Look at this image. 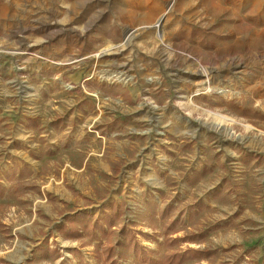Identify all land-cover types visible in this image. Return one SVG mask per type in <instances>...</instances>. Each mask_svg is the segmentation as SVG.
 <instances>
[{
  "label": "rangeland",
  "instance_id": "1",
  "mask_svg": "<svg viewBox=\"0 0 264 264\" xmlns=\"http://www.w3.org/2000/svg\"><path fill=\"white\" fill-rule=\"evenodd\" d=\"M128 1L115 9L121 37L111 42L114 48L102 52L108 47L102 46L78 66L91 85L99 79L104 84L103 91L85 90L89 108L75 114L69 137L52 139L55 129L42 135L45 127L53 128L55 111L41 117L45 122L37 130L40 120L32 123L36 131L20 149H28L39 167L35 180L17 154V141L2 136L0 126V253L19 242L12 227L25 219L16 214L38 212L39 202L62 195L55 191L61 186L80 198L68 216L87 212L102 219L112 209L119 213L115 232L83 245L82 238L65 237L59 227L66 221L59 222L54 239L42 233L36 250L23 255L24 264H146L124 247V226L134 229L156 257L193 248L212 255L188 264H255L258 252L251 249L264 241V215L255 225H241L263 232L256 238L247 232L251 237L240 245L225 236L242 221L223 217L218 207L231 202L237 210L243 195L254 198L256 211L264 212V0ZM112 72L128 78H109ZM94 94L101 98L98 110ZM213 112L235 121L217 129ZM121 139L127 145L117 171L108 174L98 165H86L97 158L112 163L109 145ZM168 203L175 210L165 218ZM195 204L199 212L195 209L189 223ZM178 230L180 242L172 246V233ZM204 231L206 237L197 242L184 237ZM97 243L101 246L95 251ZM110 245L115 255L108 260ZM263 251L259 260L264 264Z\"/></svg>",
  "mask_w": 264,
  "mask_h": 264
},
{
  "label": "crops",
  "instance_id": "2",
  "mask_svg": "<svg viewBox=\"0 0 264 264\" xmlns=\"http://www.w3.org/2000/svg\"><path fill=\"white\" fill-rule=\"evenodd\" d=\"M124 2L129 1L0 0V126H3L1 134L17 141V154L28 163L32 171V180H35L39 167L33 163L35 160L28 153V149L25 151L20 147L26 145L30 141V135L41 127V120L45 122L41 117L54 111L57 117L52 123L55 134L50 135L51 138L55 140L69 137L67 133L71 134L69 130L72 127L71 124L77 122L75 114H81L79 110L84 111L89 108L86 105L85 90L91 88L103 91L104 83L99 79L95 81V85H91V78L84 77L78 66L80 67V62L90 57L100 47L109 46L111 42L121 37L115 24V9L117 3ZM37 54L43 55L44 58H40ZM21 76L33 80L32 83L37 90L28 92L23 101L17 104L15 101V95L18 93L16 85L21 80ZM13 79L17 81L12 82ZM69 83H73V88L67 89ZM118 119L121 120V118ZM35 121L39 122L34 127L36 130L31 127L34 126L32 123ZM76 129L80 133L78 126ZM126 145L127 142L124 139L114 140V143L109 145L113 150L108 149V156L112 158V163L97 158V163L91 161L86 165H98L103 171L112 174L113 171L119 169L116 164L119 163V157L122 158V154L126 153ZM58 148H63L62 143L58 145ZM83 164L84 162L80 164V167ZM79 187L84 186L77 184L76 188ZM63 188L56 186L55 191L62 195L53 201L39 202L38 212L16 214L18 220L20 217L25 220L16 221L11 233H15L17 237L26 235L28 238L21 239L19 236L17 245L12 244L7 250L1 251L2 264H24L23 255L28 250H36L35 245L41 243L38 239L44 232H46L45 235L54 239L57 232L55 225L65 222L68 214L73 212L70 210L71 207L75 208L74 203L78 204L80 200L74 192L67 189L62 190ZM180 197V202L184 203L186 200L183 199L184 194ZM242 198V204L237 210H232L231 202L218 207L221 208L223 217L231 216L237 222L242 221V224L225 236L228 239L233 238L240 245L245 244V238L251 237L247 232L253 233L255 238L259 232V236L260 234L262 236L263 232L259 229L244 230L241 225H255L264 215V212L259 213L254 208L252 200L254 198L239 196V200ZM262 208L264 209V202ZM195 209L199 212L197 204L189 211V223H191ZM178 234H180L179 231ZM33 241H36L35 244ZM260 243L253 249L249 247L251 251L258 252L255 264H263V259L259 260L264 250L262 238ZM46 250L49 251L50 248ZM65 263V261L61 262V264Z\"/></svg>",
  "mask_w": 264,
  "mask_h": 264
},
{
  "label": "trees",
  "instance_id": "3",
  "mask_svg": "<svg viewBox=\"0 0 264 264\" xmlns=\"http://www.w3.org/2000/svg\"><path fill=\"white\" fill-rule=\"evenodd\" d=\"M16 174V171L13 172ZM23 175V174H22ZM4 192V187L0 183V194ZM155 205V204H154ZM156 206V205H155ZM175 210V207L172 203H168L165 209L163 210V217L170 218L172 212ZM156 210L153 209L152 215H155ZM119 213H113L112 209L109 212L103 213L102 219H96L92 214L87 212H79L74 217L68 216L66 222L59 227L61 232L65 237L70 238H82L85 240L83 245L91 244L96 237L109 238L115 232L113 227L117 224ZM177 220H174L172 223H176ZM179 231V230H178ZM175 231L172 234L178 232ZM121 234L124 238V247L126 249H132L138 257H142L143 262L146 264H188L193 263L196 260H200L202 257H210L212 253L205 249H193L189 248L184 252H179L176 249L172 250L170 254L160 255L156 257L154 252L146 249L145 246L141 244L137 236V232L134 229L123 227ZM207 235V232L204 231L200 234L196 233H187L184 237L186 240L191 242H197L203 240ZM180 237L176 236L172 239V246H178L180 242ZM101 244L97 243L95 251H98ZM115 247L110 245L106 249L107 259L111 260L115 255ZM48 251V250H46ZM51 251V250H49ZM52 253L55 254V259L61 256L60 252L56 249L52 250ZM115 261H112V264Z\"/></svg>",
  "mask_w": 264,
  "mask_h": 264
},
{
  "label": "built area",
  "instance_id": "4",
  "mask_svg": "<svg viewBox=\"0 0 264 264\" xmlns=\"http://www.w3.org/2000/svg\"><path fill=\"white\" fill-rule=\"evenodd\" d=\"M1 50V49H0ZM40 58H44L43 55L41 54H37ZM17 80L13 79L12 82H16ZM16 88L18 90V93H16L15 97V101L17 102V104H20L19 102L20 101H23V98L25 97V95L28 93V92H35L37 89L35 87V85L26 77L24 76H21V80L18 82V84L16 85ZM94 96L96 97V100H97V104H96V109H100L102 108L101 107V98L99 97V95L97 94H94ZM101 117V113H98V115L95 117L94 119V123L99 120ZM93 125L90 126V130L91 131H95L98 133V130H95V129H92ZM45 131L43 130V134L42 135H49V133H53V128L49 125L47 127L44 128ZM237 162V161H235ZM237 164H239L237 162Z\"/></svg>",
  "mask_w": 264,
  "mask_h": 264
},
{
  "label": "bare ground",
  "instance_id": "5",
  "mask_svg": "<svg viewBox=\"0 0 264 264\" xmlns=\"http://www.w3.org/2000/svg\"><path fill=\"white\" fill-rule=\"evenodd\" d=\"M155 26H157V25H155ZM128 39H130V37H128ZM128 39H127V41H128ZM127 44H128V42H127ZM112 48H114V45H110V46L106 47L102 52L110 51ZM108 77L109 78H115V79H123V80H126L128 78L127 76H124V74L123 73H120V72H112V73L109 74ZM206 88H208V86ZM208 89H210V88H208ZM200 91H202V90L201 89L200 90L198 89L197 91H195V93L198 94V93H200ZM214 116H215L214 117L215 118V122L214 123H215V126H216L217 129H223L226 122L235 121V119L232 118V117L223 116V115H220L218 113H214Z\"/></svg>",
  "mask_w": 264,
  "mask_h": 264
}]
</instances>
